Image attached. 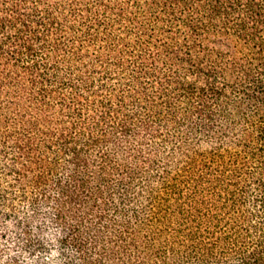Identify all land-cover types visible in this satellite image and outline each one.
Wrapping results in <instances>:
<instances>
[{
	"label": "trees",
	"instance_id": "1",
	"mask_svg": "<svg viewBox=\"0 0 264 264\" xmlns=\"http://www.w3.org/2000/svg\"><path fill=\"white\" fill-rule=\"evenodd\" d=\"M0 264H264V0H0Z\"/></svg>",
	"mask_w": 264,
	"mask_h": 264
}]
</instances>
